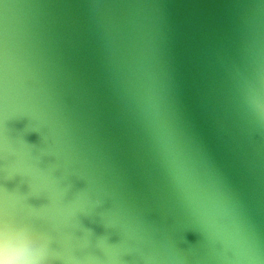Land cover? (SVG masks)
Listing matches in <instances>:
<instances>
[{
  "label": "water",
  "instance_id": "1",
  "mask_svg": "<svg viewBox=\"0 0 264 264\" xmlns=\"http://www.w3.org/2000/svg\"><path fill=\"white\" fill-rule=\"evenodd\" d=\"M5 208L52 264H264V0H0Z\"/></svg>",
  "mask_w": 264,
  "mask_h": 264
},
{
  "label": "clouds",
  "instance_id": "2",
  "mask_svg": "<svg viewBox=\"0 0 264 264\" xmlns=\"http://www.w3.org/2000/svg\"><path fill=\"white\" fill-rule=\"evenodd\" d=\"M50 243L48 233L17 220L5 208L0 216V264H52Z\"/></svg>",
  "mask_w": 264,
  "mask_h": 264
}]
</instances>
